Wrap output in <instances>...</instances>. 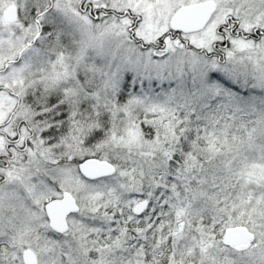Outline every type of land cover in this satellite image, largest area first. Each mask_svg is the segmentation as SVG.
I'll list each match as a JSON object with an SVG mask.
<instances>
[{"label":"snow or ice","instance_id":"snow-or-ice-1","mask_svg":"<svg viewBox=\"0 0 264 264\" xmlns=\"http://www.w3.org/2000/svg\"><path fill=\"white\" fill-rule=\"evenodd\" d=\"M0 264H264V0H0Z\"/></svg>","mask_w":264,"mask_h":264}]
</instances>
